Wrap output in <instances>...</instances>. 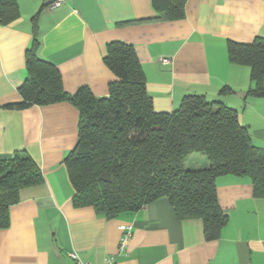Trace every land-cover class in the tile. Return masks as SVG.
Instances as JSON below:
<instances>
[{
    "label": "crops",
    "instance_id": "obj_1",
    "mask_svg": "<svg viewBox=\"0 0 264 264\" xmlns=\"http://www.w3.org/2000/svg\"><path fill=\"white\" fill-rule=\"evenodd\" d=\"M14 1L17 13L0 21V158L26 151L43 180L20 188L10 206L0 264H71V251L89 264H107L112 255L115 264H264V197L250 177L217 178L228 214L218 238L206 236L202 218L180 219L168 197L108 216L73 203L65 158L78 142V108L67 100L4 107L22 100L35 38L38 55L58 67L67 92L87 85L99 97L116 80L104 61L106 46L121 40L134 46L157 112L178 109L188 94L204 95L235 109L252 143L264 148V96L250 92V66L228 51L230 40L264 37V0H184L181 19L158 11L153 0H65L53 9L48 0ZM208 165L202 152L186 162ZM123 225L132 234L121 251Z\"/></svg>",
    "mask_w": 264,
    "mask_h": 264
},
{
    "label": "trees",
    "instance_id": "obj_2",
    "mask_svg": "<svg viewBox=\"0 0 264 264\" xmlns=\"http://www.w3.org/2000/svg\"><path fill=\"white\" fill-rule=\"evenodd\" d=\"M183 1L153 0V5L181 19ZM17 11L14 0H0V21ZM36 45L35 38L26 53L22 100L4 107L23 109L67 100L78 108V142L65 158L76 189L75 206H92L112 216L168 197L180 219L202 218L206 236L214 239L228 221L218 200L220 175L248 176L255 193L264 197V148L252 143L235 109L188 94L178 109L157 112L136 50L121 40L106 46L104 61L116 76L108 95L96 96L87 85L69 93L58 67L41 58ZM228 51L231 60L250 66L255 82L250 92L264 96V37L251 43L230 40ZM193 152L205 154L209 165L188 168ZM42 180L41 168L26 151L0 158V230L10 224V206L19 189Z\"/></svg>",
    "mask_w": 264,
    "mask_h": 264
},
{
    "label": "built area",
    "instance_id": "obj_3",
    "mask_svg": "<svg viewBox=\"0 0 264 264\" xmlns=\"http://www.w3.org/2000/svg\"><path fill=\"white\" fill-rule=\"evenodd\" d=\"M65 0H53L50 5H49V8L50 9H53L55 7H58L60 6L62 3H64ZM164 61H167L165 59H163ZM121 228L123 229L124 231V234L121 238V244H120V249L121 251L125 250L126 247H127V244H128V240L132 234V231H131V227L130 226H126V225H123L121 226ZM69 256L71 257V260H72V263L71 264H89L88 262L84 261L78 252L76 251H71L69 252ZM107 264H115V256L112 255L110 256L108 259H107Z\"/></svg>",
    "mask_w": 264,
    "mask_h": 264
},
{
    "label": "water",
    "instance_id": "obj_4",
    "mask_svg": "<svg viewBox=\"0 0 264 264\" xmlns=\"http://www.w3.org/2000/svg\"><path fill=\"white\" fill-rule=\"evenodd\" d=\"M53 0H48V3H51Z\"/></svg>",
    "mask_w": 264,
    "mask_h": 264
}]
</instances>
